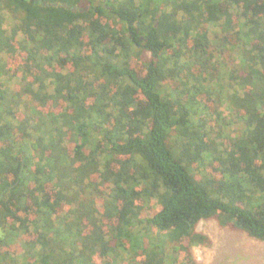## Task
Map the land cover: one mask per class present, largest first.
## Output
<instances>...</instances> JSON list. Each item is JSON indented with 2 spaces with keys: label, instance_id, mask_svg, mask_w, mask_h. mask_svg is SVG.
<instances>
[{
  "label": "trees",
  "instance_id": "trees-1",
  "mask_svg": "<svg viewBox=\"0 0 264 264\" xmlns=\"http://www.w3.org/2000/svg\"><path fill=\"white\" fill-rule=\"evenodd\" d=\"M212 219L264 241V0H0V262L198 264Z\"/></svg>",
  "mask_w": 264,
  "mask_h": 264
},
{
  "label": "rangeland",
  "instance_id": "rangeland-1",
  "mask_svg": "<svg viewBox=\"0 0 264 264\" xmlns=\"http://www.w3.org/2000/svg\"><path fill=\"white\" fill-rule=\"evenodd\" d=\"M197 229L208 238L191 246L193 258L198 264H264L263 240L239 229L220 226L215 219L200 222ZM10 246L13 252H20L17 242H11Z\"/></svg>",
  "mask_w": 264,
  "mask_h": 264
}]
</instances>
